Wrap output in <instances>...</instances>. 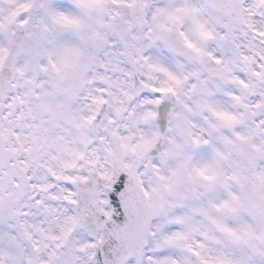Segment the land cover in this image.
<instances>
[{
    "label": "snow or ice",
    "instance_id": "snow-or-ice-1",
    "mask_svg": "<svg viewBox=\"0 0 264 264\" xmlns=\"http://www.w3.org/2000/svg\"><path fill=\"white\" fill-rule=\"evenodd\" d=\"M0 264H264V0H0Z\"/></svg>",
    "mask_w": 264,
    "mask_h": 264
}]
</instances>
